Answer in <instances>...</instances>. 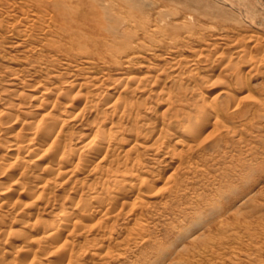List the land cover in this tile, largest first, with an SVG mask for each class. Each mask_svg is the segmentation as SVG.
<instances>
[{"label": "rangeland", "instance_id": "rangeland-1", "mask_svg": "<svg viewBox=\"0 0 264 264\" xmlns=\"http://www.w3.org/2000/svg\"><path fill=\"white\" fill-rule=\"evenodd\" d=\"M62 1L0 0V264H264V0Z\"/></svg>", "mask_w": 264, "mask_h": 264}, {"label": "bare ground", "instance_id": "bare-ground-1", "mask_svg": "<svg viewBox=\"0 0 264 264\" xmlns=\"http://www.w3.org/2000/svg\"><path fill=\"white\" fill-rule=\"evenodd\" d=\"M64 3V1H62V0H55V3H54V5H55V7L57 8V10L56 11H58V12H61L62 11V4ZM61 7V8H60ZM244 86V85H243ZM243 88V87H242Z\"/></svg>", "mask_w": 264, "mask_h": 264}]
</instances>
